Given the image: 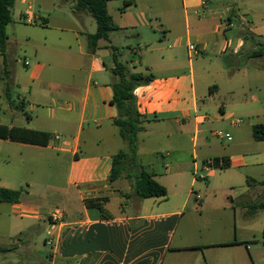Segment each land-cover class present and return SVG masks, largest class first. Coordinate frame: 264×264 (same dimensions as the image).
Segmentation results:
<instances>
[{
    "label": "crops",
    "instance_id": "1",
    "mask_svg": "<svg viewBox=\"0 0 264 264\" xmlns=\"http://www.w3.org/2000/svg\"><path fill=\"white\" fill-rule=\"evenodd\" d=\"M130 1L128 6L121 1L122 7L114 0L107 2L118 30L89 53L86 38L95 32L88 27L89 15L75 16L62 0H16L19 7L12 9V22L33 28L24 39L34 65L28 83L19 85L35 114L25 113L29 126L1 120L0 125L40 131L49 138L46 145L0 142L38 157L54 151L55 161H65L67 170L65 188L54 199L20 194L17 203L0 202V209H7L9 227L7 236L0 233V246L31 248L40 240L50 247L48 261L34 264H264V226L258 231L254 225L264 210L250 217L244 203L252 201L241 195L243 210L238 215L236 204L229 201L231 186L218 181L231 171L264 173V141H255L251 132L264 121L249 123V131L233 147L213 136L225 123L236 127L232 109L264 113V100L248 96L247 82L237 87L235 75L243 70L235 66L244 42L255 46L264 37V0H249V16L240 12L244 0ZM235 27L239 31L231 39ZM244 31L252 38L245 39ZM122 44L128 49L125 55ZM110 47L130 73L152 75L150 82L134 90L135 106L146 119L144 132L154 126L165 154L146 165L137 159L165 187V197L141 199L125 176L108 180L116 154L117 115L110 104ZM184 50L187 60L182 58ZM193 55L203 57L193 60ZM8 91L6 86L0 96ZM19 106L25 107L24 101ZM54 134L67 142L54 140ZM140 152L138 145L137 157ZM222 158L228 168L203 167L207 159ZM241 176L246 188L254 187L247 183L253 175ZM195 194L202 197L199 203ZM116 196L121 199L113 211L110 204ZM93 199H105L109 218L85 207L84 201ZM56 210L63 218L52 223L49 217ZM29 231L34 235H26ZM36 232L42 234L36 237ZM48 238L51 245L46 244Z\"/></svg>",
    "mask_w": 264,
    "mask_h": 264
},
{
    "label": "rangeland",
    "instance_id": "2",
    "mask_svg": "<svg viewBox=\"0 0 264 264\" xmlns=\"http://www.w3.org/2000/svg\"><path fill=\"white\" fill-rule=\"evenodd\" d=\"M116 4L122 3L120 0H114ZM70 8L71 3L67 4ZM249 0H244L240 12H246L249 16L248 8L250 7ZM18 5H14L13 10L16 12ZM88 27L91 32L95 31V22L93 18L86 19ZM247 26L246 24H243ZM32 26L28 23L18 24V22H11L6 27V35L8 37V45L5 54L0 53V92L9 86L8 95L5 93L1 94V100H3L2 106L0 105V120L1 122L11 125H21L29 126L26 114L34 117V112L30 110V104L33 102L30 100L27 93H24L20 89L19 84H27L30 79V72L33 68L34 62L30 57V50L26 44L25 37L26 33L30 31ZM249 28V26H247ZM38 30L37 28H34ZM239 28L235 27L232 32L229 33L231 39H235V35L238 34ZM51 33H54L51 31ZM258 45L253 46L251 42L245 41L244 46L241 48L239 56H237L238 64L235 68H242V71L236 72V85L239 87L241 83H246L250 85V90L248 91V96L259 97V99L264 100V54L261 57L251 58L249 55L253 50L259 48L264 49V37L258 40ZM121 55H125L128 52L127 47L122 44L120 45ZM182 58L188 59L186 50L181 52ZM48 57V56H47ZM202 55L197 58L191 56L193 60L202 59ZM28 60V66H24V60ZM121 59V56L120 58ZM122 60V59H121ZM123 62V61H121ZM125 62V61H124ZM201 62V61H200ZM206 65V63H204ZM132 71V69H130ZM3 79L5 81L3 82ZM24 101L25 107L23 110L20 109L19 104ZM41 106V105H39ZM36 107V106H35ZM233 121L241 120L242 123L236 127L230 126V123H225V128L215 129L216 131H222L226 136L231 137V141L226 140L221 141L217 137L214 139L221 141L224 146H234L235 142L241 140L244 132H248L249 123H257L264 121V113L253 112L251 109L236 108L232 109ZM26 113V114H25ZM10 120H13L10 121ZM12 122V123H11ZM146 126L147 122L145 123ZM114 134L116 136V149L115 152L120 150H127L126 144L118 136V128L115 126L113 128ZM138 145L141 147L140 155L138 159L142 161L143 165L148 162H152L155 158H160L161 154H165L162 149H160L161 144L156 139V129L154 126L149 125L146 128V132L139 134ZM56 154L54 151L46 152L42 157H38L36 153L30 150L19 149L13 144H6V142H0V185L8 184L13 186L15 190L19 191L22 196H34L39 199L52 198L57 194V191L65 188L66 183V163L65 161L56 162ZM214 160V159H212ZM215 161V160H214ZM212 167H218L216 165ZM148 168V167H147ZM252 176L255 181H264V173L262 171L256 170L252 172L248 170H237L226 172L218 181L221 184H227L231 186L233 193L229 196V201L232 200L236 206L238 215L241 214L243 206L240 205V196H247L250 201H262L264 200V186L254 185L252 188H246V182L244 183L241 174ZM201 173H197L200 176ZM252 178V179H253ZM198 179V177H197ZM198 181H202L199 180ZM2 187V186H0ZM196 191H200L198 186L195 187ZM200 195V194H199ZM121 198L116 196L112 199L110 208L116 211L118 208V201ZM258 220L254 222L257 225V230L264 226V214ZM7 209H0V233L7 236V231L9 227L5 224L7 222ZM6 220V221H5ZM5 221V222H4ZM20 223H25L22 221ZM41 233L35 234L36 237L41 235ZM26 235H34L33 231H29ZM260 238L263 239L262 233H260ZM10 243V241H6ZM260 244L263 243L260 241ZM17 249H11V253L5 255V257L0 256V264H34L36 262L48 261L47 255L50 250L49 246L43 244L40 240L37 245L31 246H18Z\"/></svg>",
    "mask_w": 264,
    "mask_h": 264
},
{
    "label": "trees",
    "instance_id": "3",
    "mask_svg": "<svg viewBox=\"0 0 264 264\" xmlns=\"http://www.w3.org/2000/svg\"><path fill=\"white\" fill-rule=\"evenodd\" d=\"M111 0H62L63 3H71L70 10L75 16L89 15L95 22V32L87 35V48L89 53H94L98 48L99 41L109 42V34L118 28L112 22L111 16L107 10V2ZM124 6L130 4V0H121ZM16 0H0V53L5 54L8 37L6 27L12 22V9ZM245 39L252 38V35L244 31ZM112 51V60L114 67L110 69L112 89V99L110 104L115 107L117 115L113 121L118 128L120 139L126 144L127 150H120L112 157V165L108 180L113 182L125 176L132 184L133 192L141 199L152 197H165L167 191L164 186L157 183L153 174L138 162L137 149L139 134L145 131L146 119L140 115L135 106L134 90L151 81L152 75L146 73H130L126 65L120 63L117 59L116 49L110 47ZM264 49L259 48L250 53L251 58L261 57ZM8 95V94H7ZM23 110L22 106H19ZM24 111V110H23ZM27 116V115H26ZM252 137L255 141H264V123H258L251 128ZM0 138L9 139L23 143L46 145L48 143V134L26 129L22 127H7L0 125ZM215 165L218 166V159ZM222 161L221 168L229 167L226 158ZM132 173H135L132 175ZM249 185L264 186V181L257 182L253 179H247ZM20 192L0 187L1 203H17ZM105 199L85 200L84 205L87 209H96L103 218H109L103 208ZM244 206L250 217L258 211L264 210V200L245 202ZM12 247L0 246V255L10 252Z\"/></svg>",
    "mask_w": 264,
    "mask_h": 264
},
{
    "label": "built area",
    "instance_id": "4",
    "mask_svg": "<svg viewBox=\"0 0 264 264\" xmlns=\"http://www.w3.org/2000/svg\"><path fill=\"white\" fill-rule=\"evenodd\" d=\"M229 26H230V24H228ZM189 50L190 51H194L195 50V47L193 46V45H190L189 47ZM23 65L24 66H27L28 65V61L27 60H24V62H23ZM242 123V121L241 120H234V121H232V125L233 126H237V125H240ZM213 136L214 137H217L218 139H220L221 141H223V140H226L227 142H230L231 141V137L230 136H226L222 131H214L213 132ZM53 139L54 140H58V141H62L63 143H66L67 142V140L66 139H64L61 135H58V134H54L53 135ZM215 165V161L214 160H212V159H207L206 161H204V163H203V167L204 168H210V167H212V166H214ZM218 166H222V161H218ZM201 195H199V194H195V199H196V202L197 203H199L200 202V200H201ZM63 217H62V213H61V211H59V210H56V211H54L51 215H50V217H49V219H50V221L52 222V223H56V222H58V221H61V219H62ZM46 244L47 245H51L52 244V240L50 239V238H48L47 240H46Z\"/></svg>",
    "mask_w": 264,
    "mask_h": 264
},
{
    "label": "water",
    "instance_id": "5",
    "mask_svg": "<svg viewBox=\"0 0 264 264\" xmlns=\"http://www.w3.org/2000/svg\"><path fill=\"white\" fill-rule=\"evenodd\" d=\"M11 15H12V13H11Z\"/></svg>",
    "mask_w": 264,
    "mask_h": 264
}]
</instances>
